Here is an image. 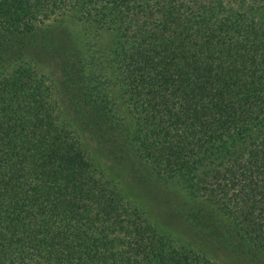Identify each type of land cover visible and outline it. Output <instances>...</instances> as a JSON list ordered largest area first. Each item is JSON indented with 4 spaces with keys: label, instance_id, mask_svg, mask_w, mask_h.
I'll return each instance as SVG.
<instances>
[{
    "label": "trees",
    "instance_id": "trees-1",
    "mask_svg": "<svg viewBox=\"0 0 264 264\" xmlns=\"http://www.w3.org/2000/svg\"><path fill=\"white\" fill-rule=\"evenodd\" d=\"M82 138L264 252V0H0V264H217L157 229Z\"/></svg>",
    "mask_w": 264,
    "mask_h": 264
},
{
    "label": "rangeland",
    "instance_id": "rangeland-1",
    "mask_svg": "<svg viewBox=\"0 0 264 264\" xmlns=\"http://www.w3.org/2000/svg\"><path fill=\"white\" fill-rule=\"evenodd\" d=\"M49 26L56 35L60 34L80 45L82 28L74 20L60 16L51 20ZM90 42L105 49L110 46L107 33L90 37ZM109 92L117 103L126 128L129 123L128 113L118 98L116 88L111 87ZM82 139L93 160L122 194L135 201L151 223L157 229L167 232L177 244L187 246L217 264H264V252L249 251L229 237L227 225L215 210L201 201L188 198L177 186L161 182L136 159L130 162L113 161L114 164L104 160ZM199 208L205 209L201 211ZM196 221L198 225H195Z\"/></svg>",
    "mask_w": 264,
    "mask_h": 264
}]
</instances>
